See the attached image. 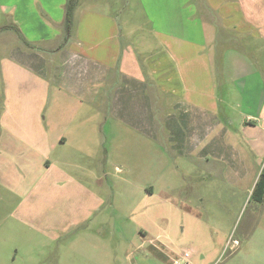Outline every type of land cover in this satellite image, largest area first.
<instances>
[{"label":"rangeland","instance_id":"obj_1","mask_svg":"<svg viewBox=\"0 0 264 264\" xmlns=\"http://www.w3.org/2000/svg\"><path fill=\"white\" fill-rule=\"evenodd\" d=\"M76 2L96 14L95 24L112 20L117 30L131 32L123 41L134 50H148L150 25L139 0ZM191 5L206 19L212 14L217 27L226 23L227 11L236 14L234 23L245 22L246 35L238 30L229 43L254 61L264 82V0H190ZM9 22L0 7V28ZM14 40L0 33V264H172L183 252L190 253L191 264H264V197H251V177L236 186L206 177L200 195L186 202L179 159L126 131L118 143L123 148L115 147L108 130L116 122L99 104L57 101L53 87L37 100L23 99L6 52ZM202 79L207 82V75ZM234 91L216 88L220 117L230 119L242 145L254 144L243 154L252 173L259 168L264 174V120ZM60 136L66 143L57 142ZM94 197L102 204L97 211L91 208ZM89 215L90 222H77ZM151 247L163 248L167 258Z\"/></svg>","mask_w":264,"mask_h":264},{"label":"crops","instance_id":"obj_2","mask_svg":"<svg viewBox=\"0 0 264 264\" xmlns=\"http://www.w3.org/2000/svg\"><path fill=\"white\" fill-rule=\"evenodd\" d=\"M66 3L0 0L2 11L10 17L0 33H10L15 39L6 52L10 70H17L16 88L21 89L17 91L23 99L37 100L40 94L45 96L42 91L53 87L57 101L63 97L85 106L99 104L101 112L116 122L108 130L115 147L123 148L118 143L126 131L135 140L165 146L179 159L177 171L184 179L179 189L184 198L199 196L206 177L224 179L230 186L251 177L254 190L260 169L251 172L243 148L255 146L248 138L247 147L242 145L230 128V119L220 117L216 95L218 85L234 88L245 104L250 100L255 106L254 117L264 120V82L253 69L254 61L229 43L238 30L246 35L241 29L245 22L234 23L236 14L227 11L226 23L217 27L212 14H207L208 19L201 16L189 6L190 0H139L151 40L148 50L137 52L132 42L123 41L131 32L117 30L112 20L95 24L96 14L78 7L77 2L66 40ZM216 28H222V33ZM226 33L231 37H218ZM246 130L241 129L244 134ZM104 132L103 138L108 137L109 132ZM66 140L60 136L57 142ZM108 150L107 145V154ZM1 152L11 156L5 149ZM92 205L97 211L102 204L94 197ZM91 220L89 215L77 222ZM150 249L167 258L163 248Z\"/></svg>","mask_w":264,"mask_h":264},{"label":"trees","instance_id":"obj_3","mask_svg":"<svg viewBox=\"0 0 264 264\" xmlns=\"http://www.w3.org/2000/svg\"><path fill=\"white\" fill-rule=\"evenodd\" d=\"M75 6H76V0H67L66 6H65V16H64V33H65L66 40L70 33L71 23H72V14H73ZM20 38L24 45L29 46V44L21 36ZM251 197H253L255 201L257 202H261L263 200V197H264V174L263 173H261L258 181L256 182Z\"/></svg>","mask_w":264,"mask_h":264},{"label":"built area","instance_id":"obj_4","mask_svg":"<svg viewBox=\"0 0 264 264\" xmlns=\"http://www.w3.org/2000/svg\"><path fill=\"white\" fill-rule=\"evenodd\" d=\"M190 253L183 252L180 255H175L173 258L172 264H191L190 261Z\"/></svg>","mask_w":264,"mask_h":264}]
</instances>
